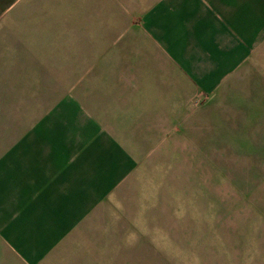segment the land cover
Returning <instances> with one entry per match:
<instances>
[{
  "label": "crops",
  "instance_id": "crops-1",
  "mask_svg": "<svg viewBox=\"0 0 264 264\" xmlns=\"http://www.w3.org/2000/svg\"><path fill=\"white\" fill-rule=\"evenodd\" d=\"M137 1L106 74L74 94H0V264L105 258L141 224L124 188L148 136L176 132L258 47L264 0ZM23 2L0 0V16Z\"/></svg>",
  "mask_w": 264,
  "mask_h": 264
},
{
  "label": "rangeland",
  "instance_id": "rangeland-1",
  "mask_svg": "<svg viewBox=\"0 0 264 264\" xmlns=\"http://www.w3.org/2000/svg\"><path fill=\"white\" fill-rule=\"evenodd\" d=\"M22 2L0 16L3 96L74 94L91 70L106 74L138 11L137 0ZM258 26L233 76L192 98L176 132L148 136L124 188L141 224L97 264H264V16Z\"/></svg>",
  "mask_w": 264,
  "mask_h": 264
},
{
  "label": "built area",
  "instance_id": "built-area-1",
  "mask_svg": "<svg viewBox=\"0 0 264 264\" xmlns=\"http://www.w3.org/2000/svg\"><path fill=\"white\" fill-rule=\"evenodd\" d=\"M193 99H192L193 100L192 105H197L198 104V101L200 100V98L199 97H195Z\"/></svg>",
  "mask_w": 264,
  "mask_h": 264
}]
</instances>
